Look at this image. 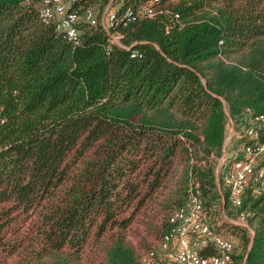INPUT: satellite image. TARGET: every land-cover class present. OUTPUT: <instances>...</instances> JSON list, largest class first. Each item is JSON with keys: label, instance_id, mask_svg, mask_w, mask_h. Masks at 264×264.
I'll use <instances>...</instances> for the list:
<instances>
[{"label": "trees", "instance_id": "obj_1", "mask_svg": "<svg viewBox=\"0 0 264 264\" xmlns=\"http://www.w3.org/2000/svg\"><path fill=\"white\" fill-rule=\"evenodd\" d=\"M42 1L0 0V264H140L127 233L141 215L157 213L159 243L191 182L204 208L228 204L210 165L225 107L236 127L264 115V0H160L129 24L149 0H113L120 45L99 24L111 0L70 4L76 45ZM241 210L253 235L239 228L231 264H264V192Z\"/></svg>", "mask_w": 264, "mask_h": 264}, {"label": "built area", "instance_id": "obj_2", "mask_svg": "<svg viewBox=\"0 0 264 264\" xmlns=\"http://www.w3.org/2000/svg\"><path fill=\"white\" fill-rule=\"evenodd\" d=\"M74 1L43 0L38 15L43 24L53 25L76 45L79 35L77 25L81 17L69 11V6ZM159 1L149 0L148 4L138 6L135 11L127 9L122 17L124 24L152 19L162 13L157 8ZM116 10V2L111 0L105 7L99 24L109 35V43L120 45L121 37L113 31L118 20ZM83 18L90 26L97 25L91 11H87ZM225 113L226 133L214 174L217 182L223 176V185L228 191V204L235 211L236 226L246 230L251 237L253 230L250 219L253 214L240 209L248 190L254 196L264 192V115H253L246 109L242 112L239 126L236 127L229 118L226 107ZM230 159L234 161L229 163ZM204 211L199 185L191 182L185 203L168 218L169 229L162 236L157 249L143 253L140 264H231L234 242L213 230ZM205 248H212L214 254L201 255L200 250Z\"/></svg>", "mask_w": 264, "mask_h": 264}, {"label": "rangeland", "instance_id": "obj_3", "mask_svg": "<svg viewBox=\"0 0 264 264\" xmlns=\"http://www.w3.org/2000/svg\"><path fill=\"white\" fill-rule=\"evenodd\" d=\"M221 1L222 0H220L219 5L221 4ZM235 2H237V0H235ZM116 6L118 8V3H116ZM204 164L208 166L207 163ZM205 165H203V167H205ZM210 166L213 168V172H214V169L216 167V160L214 163L211 162ZM182 170H183V165H177L175 169L176 171L175 173H177V175H175L176 178H178L179 175L178 173H181ZM216 186L220 194L227 193V188L220 182L216 181ZM204 210L209 225H211L213 230H215L222 237L229 238L234 242L235 244L234 255L239 256L243 251V247L241 241L239 240L240 227L236 226L235 224L237 222L235 211L230 207L229 204L225 206V204L222 205L221 202H218L217 205L214 206V208L209 209L205 207ZM149 213L150 212H148L147 214L152 216L151 218L145 215H141L139 218L135 220V222L129 228L127 233L128 243L138 253H144L149 249L156 250L158 247L157 246L158 239L156 238V234L154 231V228L158 227L157 225L159 224V222H156L157 217L155 215L157 213L153 212L152 215ZM236 228L238 229L236 230ZM84 262L85 260H82L79 264H87V262L86 263Z\"/></svg>", "mask_w": 264, "mask_h": 264}]
</instances>
